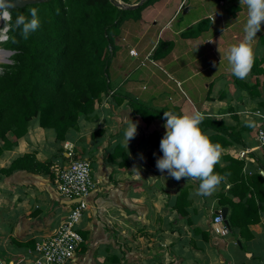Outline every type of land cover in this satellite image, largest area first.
<instances>
[{
	"label": "crops",
	"instance_id": "0c3cea01",
	"mask_svg": "<svg viewBox=\"0 0 264 264\" xmlns=\"http://www.w3.org/2000/svg\"><path fill=\"white\" fill-rule=\"evenodd\" d=\"M223 3L206 0L207 18L220 13L193 34L201 18L173 25L177 15L191 12L185 0H158L146 8L142 21L129 23L123 37L116 39L112 88L95 112L82 116L63 142L56 139L54 129L43 128L34 119L28 132L4 152L0 264H46L39 262L36 245L53 235L74 207L59 198L53 172L55 165L71 162L66 143L90 161L98 182L78 223L84 244L67 264H264V202L258 201L261 220L249 226L250 237L241 236L231 225L227 235L216 234L213 227L217 211L226 207L230 213L219 203L222 193L230 195L229 189L243 176L256 174L264 180V149L256 139L264 115V25L253 44L252 70L246 79H238L227 55L244 39L247 9L237 20L227 21ZM132 49L138 57L130 55ZM129 99L176 115L199 111L203 121L221 122L237 133L238 141L200 125L208 137L221 134L230 140V145L220 147L215 166V172L226 179L211 195L197 194L198 180L177 181L167 171L160 172L156 163L150 164V157L156 162L163 156L150 135L166 132V120L160 115L145 124ZM125 120L138 125L128 147ZM27 153L51 162V173L1 172Z\"/></svg>",
	"mask_w": 264,
	"mask_h": 264
},
{
	"label": "trees",
	"instance_id": "16d2710c",
	"mask_svg": "<svg viewBox=\"0 0 264 264\" xmlns=\"http://www.w3.org/2000/svg\"><path fill=\"white\" fill-rule=\"evenodd\" d=\"M157 1L46 0L11 10L7 46L13 54L11 63L4 64L0 73V158L28 132L34 119L41 127L54 129L56 139L63 142L71 130L78 128L82 116L93 114L112 88L110 68L118 50L117 37H123L129 23L141 22L143 11ZM215 1L219 5L220 0ZM223 1L227 21L237 20L246 8L240 0ZM32 8L36 9L39 27L25 39L15 28V21L19 15L30 21ZM208 20L201 21L199 30L191 33H199ZM129 104L145 124L171 112L133 99ZM202 124L238 139L237 133L221 122L206 120ZM164 134L150 135L160 152ZM209 138L220 147L230 145L221 134ZM149 160L151 165L156 163L151 157ZM232 162L240 167L243 164L237 159ZM17 169L50 174L51 162H40L34 153H27L1 172L10 175ZM228 193L220 195L219 203L230 208L231 227L241 236L250 237L249 226L261 220L258 201L264 202V180L256 174L243 176Z\"/></svg>",
	"mask_w": 264,
	"mask_h": 264
},
{
	"label": "clouds",
	"instance_id": "9594fccd",
	"mask_svg": "<svg viewBox=\"0 0 264 264\" xmlns=\"http://www.w3.org/2000/svg\"><path fill=\"white\" fill-rule=\"evenodd\" d=\"M240 4L247 9L243 29L245 35L240 43L229 48L227 60L231 73L243 80L248 77L254 64L253 44L264 25V0H240ZM13 6L8 0H0V20L5 21V27L11 17L8 9ZM31 17L29 21L24 15H19L15 21V28L21 31L25 39L39 27L35 8L31 9ZM163 118L166 120V132L160 142L163 156L156 161L157 169L167 171L177 181L184 178L198 180L197 194L211 195L226 178L215 172L221 149L201 129L204 115L199 111L190 115L164 112ZM125 121L128 126L124 131V143L128 147L129 141L137 135L138 125L131 120Z\"/></svg>",
	"mask_w": 264,
	"mask_h": 264
},
{
	"label": "built area",
	"instance_id": "2783aa9c",
	"mask_svg": "<svg viewBox=\"0 0 264 264\" xmlns=\"http://www.w3.org/2000/svg\"><path fill=\"white\" fill-rule=\"evenodd\" d=\"M209 18L214 20L212 16ZM130 55L138 57V52L132 49ZM261 117L262 124L257 131L256 139L258 146L264 149V115ZM65 149L71 162L67 166L53 167L56 191L62 200L80 199V201L74 203V207L53 235L37 243L39 262L46 264H67L83 246L84 238L79 232L78 223L88 208L87 199L98 185L90 161L78 156L73 145L69 143L65 144ZM213 227L216 234H228V227L221 214L215 215Z\"/></svg>",
	"mask_w": 264,
	"mask_h": 264
},
{
	"label": "rangeland",
	"instance_id": "374dc122",
	"mask_svg": "<svg viewBox=\"0 0 264 264\" xmlns=\"http://www.w3.org/2000/svg\"><path fill=\"white\" fill-rule=\"evenodd\" d=\"M135 1V0H133ZM144 1V0H142ZM185 2H187V6H191L192 9H191V12L190 14L188 15H185V12H182L181 15H177L174 19H173V25H178L179 23L183 24L185 22H189L190 20L193 21V19L195 18H201V21H204V20H208L210 21V18H207L206 16L208 15V13L210 11H207V8L205 6V3H206V0H185ZM157 2L153 3L152 5H155ZM151 5V6H152ZM150 6L148 7V10H149ZM147 9H145L143 12H145ZM219 12H214L213 14H210L212 15V17L216 20L218 17L217 14H219ZM143 15V14H142ZM147 19H149L150 21L153 20L152 17H147ZM167 20H170L169 18ZM214 20V21H215ZM2 21L1 23V27H0V48L2 50H8V51H12L10 48H8L7 46V42L9 41V29H10V25H9V21L7 22V27H5V21L4 20H0ZM208 21L206 23H208ZM214 21H211V22H214ZM209 22V23H211ZM129 32H132V30H130ZM6 59L10 60L11 61V56L9 57H6ZM4 64H8L6 62H0V73L3 71V65ZM12 139H14V137H12Z\"/></svg>",
	"mask_w": 264,
	"mask_h": 264
},
{
	"label": "water",
	"instance_id": "95a60500",
	"mask_svg": "<svg viewBox=\"0 0 264 264\" xmlns=\"http://www.w3.org/2000/svg\"><path fill=\"white\" fill-rule=\"evenodd\" d=\"M46 0H8L9 3H11L12 5H14L13 7H11L10 9H8V11L10 12L13 9L19 8V7H24L28 4H32V3H39V2H44ZM138 6V4L134 5V7ZM5 52L6 57H9L10 55L13 54V51H8V50H3ZM6 63H11L10 60L6 59L5 61ZM80 199H74L71 201H66V204H74L79 202ZM218 214H221L224 218V223L225 225L228 227L229 231L231 232V227H230V223L229 220L227 218L228 216V209L226 207L222 208L220 211H217Z\"/></svg>",
	"mask_w": 264,
	"mask_h": 264
},
{
	"label": "bare ground",
	"instance_id": "6f19581e",
	"mask_svg": "<svg viewBox=\"0 0 264 264\" xmlns=\"http://www.w3.org/2000/svg\"><path fill=\"white\" fill-rule=\"evenodd\" d=\"M1 23H2V21H0V27L2 26ZM5 61H6L5 52L0 48V62H5Z\"/></svg>",
	"mask_w": 264,
	"mask_h": 264
}]
</instances>
